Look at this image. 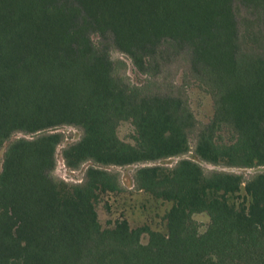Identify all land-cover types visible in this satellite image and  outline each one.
Returning a JSON list of instances; mask_svg holds the SVG:
<instances>
[{
  "label": "trees",
  "instance_id": "1",
  "mask_svg": "<svg viewBox=\"0 0 264 264\" xmlns=\"http://www.w3.org/2000/svg\"><path fill=\"white\" fill-rule=\"evenodd\" d=\"M111 49L143 73L186 58L214 100L196 156L264 166V0H0V264H264V173L246 182L252 202L239 209L228 197L241 175L190 159L150 166L185 155L197 122L181 96L130 85ZM128 120L135 145L117 135ZM61 126L82 130L63 152L71 170L89 163L82 184L53 176ZM218 126L236 142L217 144ZM130 165H141L138 190L173 203L166 234L126 219L103 229L96 202L121 190L108 169ZM197 213L210 217L204 233Z\"/></svg>",
  "mask_w": 264,
  "mask_h": 264
},
{
  "label": "rangeland",
  "instance_id": "2",
  "mask_svg": "<svg viewBox=\"0 0 264 264\" xmlns=\"http://www.w3.org/2000/svg\"><path fill=\"white\" fill-rule=\"evenodd\" d=\"M96 45H100V39L93 37ZM110 56L114 61H123L125 66L120 67L118 73L127 78V82L138 87L144 95H174L181 96L192 111L197 127L189 135V151L181 157H172L149 163L150 166L169 171L174 169L181 159H190L202 164L206 172H229L241 175L244 183L238 193L228 197L230 205L239 209L250 205L252 197L246 190V182L254 175L264 173V166L252 168L231 167L226 163L211 165L201 161L195 154L197 135L199 128L209 124L214 117V100L204 85L197 81L190 73L189 64L184 57H171L168 62L162 64L159 73L140 72L132 60L118 50L111 49ZM57 132L64 134V140L56 151V168L53 176L58 181L69 185L82 184L89 163L80 168L69 169L63 158L64 150L71 144L78 142L82 137V130L73 126H61ZM119 139L127 144H136V128L132 120L123 121L117 128ZM20 137H29L23 133H17L12 140ZM237 133L229 127L218 126L215 133L217 144L230 145L236 142ZM8 143L0 149V172L2 170L3 157ZM141 165H130L123 167H110L108 170L116 172L120 179L121 190L116 193H102L96 202V210L103 229L112 228L118 220H128L133 229L149 226L152 230L166 234L167 213L173 203L143 190H138L135 184V172ZM199 232L204 233L209 224L210 217L206 213L194 215ZM149 236L143 234L141 242L147 244Z\"/></svg>",
  "mask_w": 264,
  "mask_h": 264
}]
</instances>
